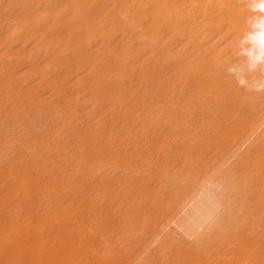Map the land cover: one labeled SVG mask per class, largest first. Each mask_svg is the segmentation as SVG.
I'll return each mask as SVG.
<instances>
[{
	"label": "bare ground",
	"instance_id": "obj_1",
	"mask_svg": "<svg viewBox=\"0 0 264 264\" xmlns=\"http://www.w3.org/2000/svg\"><path fill=\"white\" fill-rule=\"evenodd\" d=\"M262 2L0 0V97L14 102L0 126L18 124L7 119L20 101L59 121L46 143L31 133L6 174L1 147L20 136H0V264H264ZM239 62L244 83L221 77ZM149 89L182 113L178 130L196 110L218 128L188 140L133 126ZM235 165L257 172L244 193Z\"/></svg>",
	"mask_w": 264,
	"mask_h": 264
},
{
	"label": "rangeland",
	"instance_id": "obj_2",
	"mask_svg": "<svg viewBox=\"0 0 264 264\" xmlns=\"http://www.w3.org/2000/svg\"><path fill=\"white\" fill-rule=\"evenodd\" d=\"M240 52H242V51H240ZM239 52V53H240ZM240 55H242V54H240ZM238 57V56H237ZM239 60V59H238ZM232 69H230L229 70V72H228V70H227V72L226 71H221L220 72V75H221V77L222 76H225V74L227 73V74H229V73H232V75H234L235 77H237L236 78V80H235V84L237 85V83L240 85L241 84V82H243L244 83V75H243V72H244V70H245V63L244 62H239V63H237V64H232ZM264 71H262V74H264L263 73ZM261 74V80H264L263 78H264V75H262ZM201 76H199L198 77V79H196V80H192V81H190L189 82V78H188V83H187V85H186V87H185V91H186V93H187V97L185 98V100H184V102H180L179 103V106L181 105V104H185V105H189V91H194V92H196V91H199V89H201L202 87V85L203 84H206L207 83V78H205L204 76H203V74H200ZM231 75V74H230ZM263 76V77H262ZM243 80V81H242ZM239 81V82H238ZM241 81V82H240ZM165 83V85L163 86V89H167V88H170L171 87V85H173V83H171V80H168V81H165L164 82ZM195 83H197V84H195ZM242 83V84H243ZM195 85H197V87H195ZM175 86H177V87H179V84H176ZM195 87V88H194ZM147 92L148 93H146L141 99H140V104L139 103H137L136 105H137V108H136V110L137 111H131V113L132 112H134V114H133V117H134V119H136L137 118V121L136 122H133V126H135V125H137V123L138 122H147V123H157L156 124V126L158 127V131L159 132H163V133H165V136L166 137H170V134H172V133H174V132H176L175 131V129H177V122L178 121H176V119H177V116H182V113H178V111H177V115L176 114H174V116L170 113V109H169V101H168V99H166V98H164L162 95H160V94H158L157 92V90L156 89H149V90H147ZM2 98V99H1ZM193 97L191 96V99H192ZM5 101H4V100ZM0 100H3L4 101V103L5 104H3L2 102V104H0L1 106H0V111H3V110H5L8 106V108H11L10 106H13V104H14V102H13V104L12 105H10L12 102L11 101H9L8 99H7V97H3V96H1L0 97ZM180 101V94H179V92L177 93V98L175 99V101H177V103ZM6 101H8V102H6ZM21 102L22 101H20L19 102V104H18V102H17V105L16 106H14L12 109L13 110H11V113H13V114H11L12 116H10V115H8V116H10L12 119L11 120H8L7 119V121L8 122H17L18 124H15L12 128H9V130H8V128H2L1 126H0V129H4V131H2V130H0V136H2V135H4L5 133H9V134H11L12 136H15V137H17V136H20L19 137V139H17V141L16 142H14L13 143V147H14V149H13V147H1V149L2 148H4L3 150H5V153L7 154V157H6V162H5V164H4V166H6L5 168H3V169H1V172L4 174H6L9 170H13V171H15V169L18 167V161H17V159H15L16 158V156H18L19 155V153L21 152V151H23V149L25 148V146L23 145L24 143H26V141H28L30 138H31V133L32 134H34V136L35 137H38L37 139L39 140V141H44L45 142V139H48V136H49V130L52 128V126H56L58 123H59V121L55 118L56 116H52L51 115V111H48V110H45V109H43V108H38V112L36 113V114H34L33 116L31 115V114H29L27 111H25V109H24V107H22V105H21ZM31 102V104H35L36 103V101H30ZM6 103H8V104H6ZM139 104V105H138ZM4 105V106H3ZM143 105V106H142ZM18 106H20V107H18ZM141 106V107H140ZM152 107V108H150V107ZM4 107V108H3ZM16 107V108H15ZM55 108H56V106H54ZM7 108V109H8ZM21 108H23V109H21ZM156 110H155V109ZM2 109V110H1ZM146 110V111H145ZM182 110H184V109H182ZM13 111V112H12ZM155 111V112H154ZM16 112V113H15ZM143 112L145 113V114H143ZM152 112V113H151ZM27 113V114H26ZM138 113V114H137ZM155 113V114H154ZM158 113V114H157ZM49 114V115H48ZM51 115V116H50ZM7 116V117H8ZM189 116H190V118H189ZM188 116V120L186 119V123L188 124V125H190V129H189V126H187L186 127V133H184V131L183 130H178V133L180 134V135H182V136H184V135H186L187 136V134H188V137L186 138V139H188L189 140V138H192L193 136L195 137V138H200V137H204V138H206L207 136L209 137L210 135H211V133L213 132V131H215L217 128H218V126H215L214 125V123L212 122V117H209V116H207V114L205 115V113H202L201 111H194L192 114H190ZM1 117V116H0ZM10 117H8L9 119H10ZM18 117V118H17ZM176 119H175V118ZM185 118H187L186 117V115L184 116ZM191 117H193V119L191 118ZM194 117H195V119H194ZM205 117V118H204ZM14 118V119H13ZM33 118H34V120H33ZM234 119L235 118H237V116L236 117H233ZM22 119H24V122H23V120ZM48 119H49V121H48ZM133 119V118H132ZM199 119V120H198ZM13 120V121H12ZM17 120H19L20 122H18ZM22 120V121H21ZM159 120V121H158ZM189 120H190V122H189ZM34 121H36V123L37 124H34L33 122ZM158 121V122H157ZM164 121V122H163ZM168 121V124H166V122ZM195 121V122H194ZM41 122H42V124H41ZM169 122H172V123H169ZM194 122V123H193ZM200 122V123H199ZM19 123H22V124H19ZM40 123V124H39ZM171 124V125H170ZM194 124V125H193ZM218 124V123H217ZM24 125H29V126H27V127H24ZM159 125H161V126H159ZM204 125V126H203ZM18 126V127H17ZM195 128H194V127ZM21 127V128H20ZM53 127V128H54ZM160 127V128H159ZM174 129H172V128ZM199 127V128H198ZM227 128H229V127H231V125H227L226 126ZM49 128V129H48ZM184 129H185V127H183ZM193 128V129H192ZM7 129V130H6ZM12 129V130H11ZM19 129H21V130H19ZM46 129H48V133H47V130ZM172 129V130H171ZM189 129V130H188ZM195 129H197V130H195ZM191 130V131H190ZM194 130V131H193ZM8 131H11V132H8ZM13 131V132H12ZM45 131V132H44ZM181 131H183V132H181ZM193 131V132H192ZM205 131V132H204ZM44 133V134H43ZM45 133H47V134H45ZM177 133V132H176ZM177 133V134H178ZM183 133V134H182ZM14 134V135H13ZM74 134H76L75 132H72V134L71 135H74ZM190 134H191V136H190ZM65 135H66V133H65ZM64 135V133L63 134H61L60 135V137H59V142H61L62 140H64V138L66 137ZM40 136H41V138H40ZM43 136V137H42ZM64 136V137H63ZM194 137L192 138V139H194ZM44 138V139H43ZM38 141V142H39ZM46 143V142H45ZM71 145V148H70V145ZM67 143V144H63V147H65V150H61L62 151V153L65 155V157H66V153H67V151L68 152H70L71 151V149H73V146H72V144L71 143ZM12 145V144H11ZM36 146H38V144H35ZM69 147H68V146ZM40 146V147H39ZM38 147L39 148H41V147H43V148H41L42 149V152H41V157H40V159L41 160H43V161H46V163H49V161H50V155L48 154V149L46 148V146L44 147V145H39ZM16 149V150H15ZM47 150V152H46V150ZM257 149V147L256 146H254V147H250V148H248L246 151H245V157H248V156H250V155H252L254 152H255V150ZM7 150L9 151L8 153H7ZM44 151V152H43ZM205 153V152H204ZM15 155V156H14ZM201 155H202V153H201ZM205 155H206V153H205ZM14 157L13 159H11L10 161L8 160L10 157ZM195 156V155H194ZM194 156H192V160H195L196 158V156L194 157ZM200 156V155H199ZM253 156V155H252ZM69 156H67L66 158L70 161V162H73V160H71V158L69 157ZM13 160V161H12ZM12 163V166H11V163ZM14 162V163H13ZM13 164H14V166H13ZM16 165V166H15ZM158 169H159V171H158ZM234 171H236V177H235V182H236V185L237 184H239L240 185V188H241V190L243 191V193H244V191H246V188H248V184H246V182L248 181L247 179L248 178H251V177H255L256 175V170H252V169H248V168H245V169H243V168H241L240 166L238 167V165H235V167H234ZM7 170V171H6ZM244 170V171H243ZM161 171H162V169H161V167H158L157 168V173H159V174H161ZM249 171V172H248ZM243 178V179H242ZM255 185H259V184H255ZM264 187V186H263ZM264 189V188H263ZM235 196L236 195H232V197L233 198H235ZM251 197V199L252 200H255V199H257V194H256V192H253L252 193V195L250 196ZM254 198V199H253ZM246 216V212H244L243 214H242V217H245ZM157 249H159V247H157ZM156 249V250H157Z\"/></svg>",
	"mask_w": 264,
	"mask_h": 264
},
{
	"label": "snow or ice",
	"instance_id": "obj_3",
	"mask_svg": "<svg viewBox=\"0 0 264 264\" xmlns=\"http://www.w3.org/2000/svg\"><path fill=\"white\" fill-rule=\"evenodd\" d=\"M260 8L264 10V2L260 4ZM261 31L259 33V40L261 44V48L264 49V21L260 22Z\"/></svg>",
	"mask_w": 264,
	"mask_h": 264
}]
</instances>
